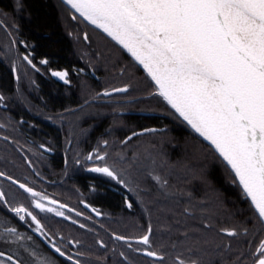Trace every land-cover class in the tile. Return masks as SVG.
<instances>
[{
    "label": "flooded vegetation",
    "instance_id": "af4514ba",
    "mask_svg": "<svg viewBox=\"0 0 264 264\" xmlns=\"http://www.w3.org/2000/svg\"><path fill=\"white\" fill-rule=\"evenodd\" d=\"M51 2L72 40L74 56H79L67 64L60 63V57L37 53L35 41L22 30V0H11L9 5L0 0V173L4 174L0 191L5 194L0 199V252L12 257L0 256V263L211 264L187 252L179 258L171 247L165 253L159 251L158 240H150L152 227L144 234L135 232L138 203L132 187L119 176L113 179L90 171L110 166L103 152L108 146L106 137L116 132L109 128L110 108L127 100L126 92L105 93L126 87L110 85L108 70L94 65L96 59L101 60L94 55L98 50L80 42L81 37L90 43L93 25L64 0ZM42 60L48 63L41 64ZM53 71H66L69 82L52 76ZM119 113L149 114L140 110ZM89 155L92 160L87 159ZM97 155L105 159L98 160ZM119 180L123 182L117 184ZM20 184L41 195L32 196ZM37 202L55 211H41L35 207ZM17 207L28 209L39 224L25 212L19 214L25 217L21 220L12 211ZM148 233L149 247L140 242ZM144 251L155 252L157 257ZM245 264L255 262L249 258Z\"/></svg>",
    "mask_w": 264,
    "mask_h": 264
},
{
    "label": "snow or ice",
    "instance_id": "6c2138e0",
    "mask_svg": "<svg viewBox=\"0 0 264 264\" xmlns=\"http://www.w3.org/2000/svg\"><path fill=\"white\" fill-rule=\"evenodd\" d=\"M65 2L143 66L156 86V94L209 142L234 174L233 182L242 188L258 218L264 221V0ZM24 59L36 68L28 56ZM47 63V60L41 61V64ZM51 74L69 82L66 71ZM127 90L114 89L116 92ZM87 159L92 160L93 156ZM96 159L104 160L105 156L97 155ZM90 171L119 179L107 166ZM19 186L32 196L41 195L25 184ZM4 195L0 191V199ZM35 207L55 211L39 202ZM12 211L18 216L25 212L39 224L36 216L24 207ZM56 215L63 213L56 211ZM6 231L15 233L16 229ZM226 232L229 236L237 235L235 231ZM140 242L149 244L148 235ZM55 250L64 255L59 248ZM257 252L255 264H264V241ZM147 255L157 256V253L149 251Z\"/></svg>",
    "mask_w": 264,
    "mask_h": 264
},
{
    "label": "trees",
    "instance_id": "16d2710c",
    "mask_svg": "<svg viewBox=\"0 0 264 264\" xmlns=\"http://www.w3.org/2000/svg\"><path fill=\"white\" fill-rule=\"evenodd\" d=\"M22 6L23 33L35 41L38 54L60 57L65 64L79 57L74 56L72 40L51 0H22ZM92 28L90 43L81 37L80 42L98 50L94 55L101 60L94 65L108 70L110 85L120 83L128 89L127 100L110 108L109 128L116 132L106 137L103 152L109 169L132 187L137 199L135 232L144 234L152 227L150 240H158L159 251L171 247L179 258L187 252L211 264H245L249 258L255 262L264 241V223L233 182L231 170L156 94L154 82L138 62L106 33ZM140 130L145 133L125 140ZM226 230L237 235L229 236Z\"/></svg>",
    "mask_w": 264,
    "mask_h": 264
},
{
    "label": "water",
    "instance_id": "95a60500",
    "mask_svg": "<svg viewBox=\"0 0 264 264\" xmlns=\"http://www.w3.org/2000/svg\"><path fill=\"white\" fill-rule=\"evenodd\" d=\"M64 2H65V0H64ZM66 3V2H65ZM67 4V3H66ZM70 6V5H69ZM71 7V6H70ZM96 27V26H95ZM98 28V27H97ZM120 45V44H119ZM121 46V45H120ZM127 51V50H126ZM128 52V51H127ZM129 53V52H128ZM130 54V53H129ZM131 55V54H130ZM139 64V63H138ZM140 65V64H139ZM141 66V65H140ZM142 67V66H141ZM143 68V67H142ZM144 69V68H143ZM147 73V72H146ZM148 74V73H147ZM114 92H116V91H114V90H112V91H109V92H106V93H108L107 95H110V94H113ZM136 133V135H139V134H141V133H143V131H138V132H135ZM134 134V133H133ZM130 135V136H128L127 137V139H129V137H134V136H136V135ZM198 134V133H197ZM199 135V134H198ZM200 136V135H199ZM201 137V136H200ZM201 138H203V137H201ZM206 141V140H205ZM206 142H208V141H206ZM209 143V142H208ZM234 175V174H233ZM242 189V188H241ZM250 201V200H249ZM263 223H264V221H263ZM149 234L150 233H148L147 235H148V237H149ZM141 241V240H140ZM147 252L148 251H144L143 252V254H145V255H147ZM4 256H6V257H8L7 255H4ZM148 256V255H147ZM149 257H157V256H149Z\"/></svg>",
    "mask_w": 264,
    "mask_h": 264
},
{
    "label": "bare ground",
    "instance_id": "6f19581e",
    "mask_svg": "<svg viewBox=\"0 0 264 264\" xmlns=\"http://www.w3.org/2000/svg\"><path fill=\"white\" fill-rule=\"evenodd\" d=\"M84 18V17H83ZM85 19V18H84ZM86 20V19H85ZM88 21V20H87ZM89 22V21H88ZM90 23V22H89ZM90 24H92V23H90ZM93 25V24H92ZM93 26H95V25H93ZM98 29H100V28H98ZM101 31H103L102 29H100ZM104 32V31H103ZM105 33V32H104ZM107 34V33H106ZM126 50V49H125ZM142 66V65H141ZM143 67V66H142Z\"/></svg>",
    "mask_w": 264,
    "mask_h": 264
},
{
    "label": "rangeland",
    "instance_id": "374dc122",
    "mask_svg": "<svg viewBox=\"0 0 264 264\" xmlns=\"http://www.w3.org/2000/svg\"><path fill=\"white\" fill-rule=\"evenodd\" d=\"M1 264V263H0Z\"/></svg>",
    "mask_w": 264,
    "mask_h": 264
}]
</instances>
